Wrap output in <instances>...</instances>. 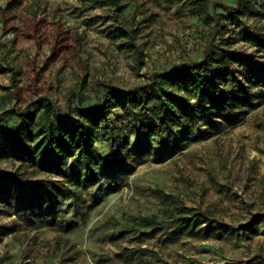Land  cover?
<instances>
[{
	"label": "rangeland",
	"instance_id": "1",
	"mask_svg": "<svg viewBox=\"0 0 264 264\" xmlns=\"http://www.w3.org/2000/svg\"><path fill=\"white\" fill-rule=\"evenodd\" d=\"M192 1L120 0L116 10L79 0H0V131L26 139L37 99L62 114L102 109L111 90L199 61L207 47L216 57L234 53L242 62L232 64L235 83L261 95L264 48L254 40L264 39V0H242L249 10L232 15L225 6L237 0ZM256 102L241 97L212 120L180 118L146 138L128 134L126 165L103 167L92 183L70 184L1 152L0 139V264H264V97ZM105 122L122 133L133 121L114 107ZM94 144L105 156L106 141ZM11 176L62 180L72 192L36 189L52 202L29 207L35 198L10 186ZM167 194L210 213L200 226L214 232L182 227L172 236Z\"/></svg>",
	"mask_w": 264,
	"mask_h": 264
},
{
	"label": "trees",
	"instance_id": "2",
	"mask_svg": "<svg viewBox=\"0 0 264 264\" xmlns=\"http://www.w3.org/2000/svg\"><path fill=\"white\" fill-rule=\"evenodd\" d=\"M79 1L87 8L112 7L120 10L122 7L120 0ZM192 3L196 2L193 0ZM248 7L249 4L242 3V0H237L236 7L225 6L229 15L244 13L249 10ZM123 34L127 33L120 32L116 37ZM254 41L264 48V39ZM221 52L222 55L216 57L211 52V47H207L199 61L180 64L164 73L150 74L146 83L129 90L113 89L108 92L102 109L84 111L77 108L62 114L50 100L37 99L31 103L35 114L39 115L38 120L33 123V132L23 140L16 133L0 131V139L7 142L1 147V152L11 153L21 161L37 163L41 170L57 174L70 184L78 182L80 178L83 182L92 183L99 179L98 172L103 167L111 171L126 165L128 154H124L122 149L128 134L134 133L137 137L146 138L168 128L174 119L212 120L241 97L258 99L256 104L259 103V99L264 97V89L261 95L255 97L251 96L250 84L235 83L236 70L232 64L242 62L232 52ZM250 64L252 63L244 64V68L256 79L258 76L252 72ZM258 79L263 81L262 78ZM114 107L123 108L126 116L132 119L127 132L119 133L115 125L107 122L100 124L101 120L108 119ZM118 137L120 141H117ZM99 139H104L107 143L108 151L105 156L98 154L95 148L94 143ZM78 170H81L80 174H77ZM7 182L10 186L16 185L15 188L18 187L23 194L27 191L35 198L29 207L36 205L40 208L44 202H52L47 196H37L36 189L43 192L51 188L65 196L72 192L62 180L40 179L18 183L11 176ZM55 195H50L51 200L57 197ZM166 199L173 205L172 208L165 207L174 224L172 236L178 235L182 227L189 228L195 235L202 231L204 235H208L216 229L200 226L201 221L210 222L213 219L207 211L187 206L174 195L167 194ZM141 223L148 226L150 220L144 217ZM195 228L199 232H194ZM131 229L130 225L122 226L124 231Z\"/></svg>",
	"mask_w": 264,
	"mask_h": 264
}]
</instances>
